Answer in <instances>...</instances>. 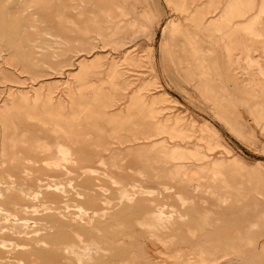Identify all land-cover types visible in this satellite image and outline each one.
I'll use <instances>...</instances> for the list:
<instances>
[{"label": "rangeland", "instance_id": "obj_1", "mask_svg": "<svg viewBox=\"0 0 264 264\" xmlns=\"http://www.w3.org/2000/svg\"><path fill=\"white\" fill-rule=\"evenodd\" d=\"M0 264H264V0H0Z\"/></svg>", "mask_w": 264, "mask_h": 264}, {"label": "bare ground", "instance_id": "obj_2", "mask_svg": "<svg viewBox=\"0 0 264 264\" xmlns=\"http://www.w3.org/2000/svg\"><path fill=\"white\" fill-rule=\"evenodd\" d=\"M171 24V21H169L168 23H167V25H166V28L164 29V31L168 28V26ZM66 133V132H65ZM41 147V146H40ZM15 155V154H14ZM21 159V158H20ZM63 160V159H62ZM25 164V163H24ZM162 170V169H161ZM93 171V170H92ZM215 174V173H214ZM118 188V187H117ZM114 197V196H113ZM180 197V196H179ZM143 201V200H142ZM188 206V205H187ZM192 209H194V207L192 208ZM194 212V211H193ZM55 213V212H54ZM166 213V212H165ZM158 216V215H157ZM108 217V216H107ZM33 220V219H32ZM203 224L204 225H208V221L206 220V218L204 217V220H203ZM150 227V226H149ZM59 228V227H58ZM150 228H152V226L150 227ZM148 229V228H147ZM153 229V228H152ZM151 229V230H152ZM155 230V229H154ZM39 231V230H38ZM150 232V231H149ZM152 232V231H151ZM44 234V233H43Z\"/></svg>", "mask_w": 264, "mask_h": 264}]
</instances>
